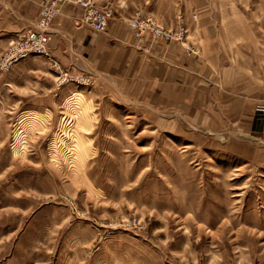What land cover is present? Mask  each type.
Returning <instances> with one entry per match:
<instances>
[{"label": "rangeland", "instance_id": "rangeland-1", "mask_svg": "<svg viewBox=\"0 0 264 264\" xmlns=\"http://www.w3.org/2000/svg\"><path fill=\"white\" fill-rule=\"evenodd\" d=\"M204 2L241 122L217 95L184 116L109 80L55 79L37 55L0 71V264H264V138L247 121L264 125V0ZM129 13L139 40L187 39Z\"/></svg>", "mask_w": 264, "mask_h": 264}, {"label": "crops", "instance_id": "crops-1", "mask_svg": "<svg viewBox=\"0 0 264 264\" xmlns=\"http://www.w3.org/2000/svg\"><path fill=\"white\" fill-rule=\"evenodd\" d=\"M101 1L102 8L111 13L103 32L86 24L84 10L71 4L61 5L60 13L51 21L47 28L49 59H43V64L55 79L67 74L109 80L136 100L158 109L178 107L190 117L194 112L189 109L196 107V99L211 100L217 95L223 101L219 105L230 107L235 120L241 122L243 117L236 111L244 106V97L221 94L231 90L220 74L216 24L207 18L204 0ZM174 2H179L177 8L172 6ZM41 5V0H0V57L17 35L35 28ZM165 5L167 10H162L166 13L160 14ZM142 7L174 30L180 24L185 26L187 39L179 44L134 37L127 25L129 11ZM187 47L194 52L189 53ZM37 64L38 60H27L14 68L16 72L28 71ZM218 111L214 110L215 114L223 116L225 111ZM247 121L250 131L264 138V125L253 124L254 116Z\"/></svg>", "mask_w": 264, "mask_h": 264}, {"label": "built area", "instance_id": "built-area-1", "mask_svg": "<svg viewBox=\"0 0 264 264\" xmlns=\"http://www.w3.org/2000/svg\"><path fill=\"white\" fill-rule=\"evenodd\" d=\"M44 2L40 12V18L36 22V29L23 32L9 42L6 50L0 57V71L10 69L15 63L20 60L26 59L29 56L37 55L45 59H49L47 28L49 27L53 18L60 13V7L63 4H71L81 7L84 14V22L88 24L93 30L102 32L107 25V19L109 14L98 9L90 0H42ZM139 16L130 22V26L133 29L142 28L145 29L147 24L151 26V31L155 35L168 37L167 33L162 32L154 23L152 18H148L145 22H141L138 19ZM142 32V31H141ZM178 39V37H173ZM66 76V75H64ZM79 83H82V79H74Z\"/></svg>", "mask_w": 264, "mask_h": 264}]
</instances>
